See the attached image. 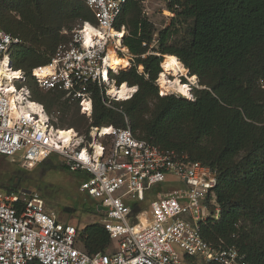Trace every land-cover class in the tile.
<instances>
[{"label":"trees","instance_id":"trees-1","mask_svg":"<svg viewBox=\"0 0 264 264\" xmlns=\"http://www.w3.org/2000/svg\"><path fill=\"white\" fill-rule=\"evenodd\" d=\"M166 2L174 16L160 28L141 0H129L114 24L117 30L125 26L123 45L133 63L111 77L117 86L138 87L132 97L107 105L105 89L93 85L90 119L78 101H63L64 93L43 91L29 78L30 100L43 104L49 114L59 109L57 128H75L88 136L91 126L130 125L138 138L210 165L217 173L220 215L202 223L203 235L236 245L250 264H264V0ZM84 21L97 23L80 2L0 0L1 27L22 40L10 53L13 70L48 64L58 45L70 38L62 30ZM166 55L177 56L189 77H198L193 99L162 89L163 96L159 94L157 79L165 72ZM52 156L41 164L50 163ZM59 164L66 167L64 161ZM21 169L3 173L0 188L17 190L18 185L4 181L8 176L20 179ZM80 231V245L89 253L104 252L111 244L100 221Z\"/></svg>","mask_w":264,"mask_h":264},{"label":"built area","instance_id":"built-area-1","mask_svg":"<svg viewBox=\"0 0 264 264\" xmlns=\"http://www.w3.org/2000/svg\"><path fill=\"white\" fill-rule=\"evenodd\" d=\"M72 1L85 4L97 23L84 21L72 30L63 29L70 38L58 45L49 63L19 70L21 78L13 84L35 78L42 90L62 92L78 101L80 112L91 119L93 85L105 89L107 105L119 100L107 87L117 86L111 72L119 71L107 59L110 47L117 54L125 47V26L117 30L114 24L129 0ZM166 13L174 16L170 9ZM21 41L0 25V62L12 68L10 53ZM19 90L29 101L30 90ZM39 106V111L30 107L24 112L20 100L13 103L0 85V163L6 159L33 169L52 154L61 155L70 171L88 176L79 190L107 207L101 222L112 245L104 252H87L79 245L80 229L49 211L40 194L0 188V264L33 260L42 264H184V260L186 264H250L236 245L210 241L202 233V223L220 215L217 173L210 165L138 138L130 125L91 126L89 137L76 131L66 144L56 135V120ZM169 176L184 186L151 192L153 185ZM150 194L154 197L149 209L138 208ZM131 200H136L134 206L128 204Z\"/></svg>","mask_w":264,"mask_h":264},{"label":"rangeland","instance_id":"rangeland-1","mask_svg":"<svg viewBox=\"0 0 264 264\" xmlns=\"http://www.w3.org/2000/svg\"><path fill=\"white\" fill-rule=\"evenodd\" d=\"M144 9L148 10L146 15L159 28L167 25V23L172 18L166 13V11L169 10L166 0H148L147 3L144 4ZM117 55H119V57L124 60V63L121 65L119 71L128 69L132 66L133 55L129 52V50H127L126 47H123V49L119 51ZM136 66L141 72L144 70L143 66L141 69L137 64ZM164 70L165 72H163V74L166 79L173 82L178 81L179 83L187 85L189 87V91L183 94L178 92L176 88H164L159 81V75V78L157 79V84L159 85V94L161 95L160 91L162 89L168 94H176L187 99H193L192 86H197V82L191 80L190 77L187 76L188 69L180 73H175L174 71H171L167 68H164ZM183 78H185L187 81H185ZM28 84L29 83L27 81L14 82L16 89L20 88V86L28 88ZM107 87L110 88V86ZM65 99H67L66 96H64L62 100L65 101ZM73 107L76 109V106ZM60 114L61 113L59 109L54 108L53 112L49 115L53 117L56 122H58L61 116ZM53 123L55 125V122ZM66 129L71 131L74 130L75 132L77 131L75 128ZM52 155V161L50 163H39L33 169H25L22 168L19 163H13L6 159L3 160L0 163V177H4L3 173L6 174L9 170L22 168L19 175L20 179L17 178L18 176L13 179L8 176L9 179L8 181H4V185L15 183L18 185L17 189H26L28 191L40 194L45 199L49 211H54L58 218H60L62 221L71 222L75 225L78 224L80 228H84L88 224L95 221H102L103 213L98 209L100 199L89 195L87 192H81L79 190V185L86 179V174L84 172L70 171L67 167L59 164L60 162L64 161L61 155ZM183 186L184 184L181 181L169 176L165 182L153 185L151 192L154 193L156 191L180 188ZM150 195H148L147 200L143 202L144 206H148L151 198L154 197L153 194ZM135 202L136 200H131L128 202V204L130 206H134ZM175 248L181 252L179 245L175 244ZM181 254L185 259L184 254L182 252ZM184 264H186L185 260ZM200 264L203 263L200 262Z\"/></svg>","mask_w":264,"mask_h":264},{"label":"bare ground","instance_id":"bare-ground-1","mask_svg":"<svg viewBox=\"0 0 264 264\" xmlns=\"http://www.w3.org/2000/svg\"><path fill=\"white\" fill-rule=\"evenodd\" d=\"M87 29L89 30V27H87ZM107 60L111 67L116 71H119L121 65L124 63V60L121 59L119 55H117L112 47H110ZM163 68H167L171 71H174L175 73H180L187 70L183 63L175 55H166V63ZM17 78H21V72H19V70H13L8 62H0V85L8 90L13 103H16L18 102V100H20L23 105V110L26 113L30 111V107L33 110H41L42 108L41 106H39V104H37V102H33L32 100H23V95H25V92H20V90L16 89L13 84V81ZM190 79L196 81L195 76L190 77ZM159 81L164 88H176L178 92L183 94L189 91V87L187 85L179 83L178 81L173 82L166 79L163 72L160 74ZM136 90V86L131 87L127 83H123L120 86L112 85L110 87V94L121 100L131 97L136 92ZM58 130L59 131L56 132V135L58 136V138L63 139L66 144L72 139L73 136H75L74 130L71 131L68 129L60 128Z\"/></svg>","mask_w":264,"mask_h":264},{"label":"crops","instance_id":"crops-1","mask_svg":"<svg viewBox=\"0 0 264 264\" xmlns=\"http://www.w3.org/2000/svg\"><path fill=\"white\" fill-rule=\"evenodd\" d=\"M43 91H45V90H43ZM32 101H33V100H32ZM33 102H36V101H33ZM37 103H39V102H37ZM39 104H41V103H39ZM42 105H43V104H42ZM43 106H44V105H43ZM44 108H45V107H44ZM45 110H46V109H45ZM46 112H47V111H46ZM63 160H64V159H63ZM64 163H65V160H64ZM65 165H66V163H65ZM66 167H67V166H66ZM86 176H87V175H86ZM161 183H162V182H161ZM159 184H160V183H159ZM150 196H151V195H150ZM147 198H148V196H147ZM151 199H152V198H151ZM146 200H147V199H146ZM146 200H145V201H146ZM145 201H144V202H145ZM99 205H101V204H99ZM138 208H140V209H142V210H148V209H149V205H148V206H144V204H143V202H142L141 204H138ZM100 211L103 213L102 210H100ZM59 219H60V218H59ZM60 220H61V219H60ZM61 221H62V220H61ZM63 222H65V223H71V222H67V221H63ZM100 222H101V221H100ZM71 224H73V223H71ZM74 225H75V224H74ZM76 225H77V227H78L79 229H83V228H80L78 224H76ZM79 245H80V242H79ZM111 245H112V240H111V244H110V246H111ZM110 246H109V247H110ZM80 247H81L82 249H84L83 246L80 245ZM109 247H108V248H109ZM108 248H107V249H108Z\"/></svg>","mask_w":264,"mask_h":264},{"label":"water","instance_id":"water-1","mask_svg":"<svg viewBox=\"0 0 264 264\" xmlns=\"http://www.w3.org/2000/svg\"><path fill=\"white\" fill-rule=\"evenodd\" d=\"M144 69V68H143ZM189 73H190V71L189 70H187V76H189ZM192 77V76H191ZM195 79H196V82H197V86H198V77L195 75ZM137 89H138V87H137ZM98 209L99 210H102V211H106L107 210V207H105V206H102V205H98Z\"/></svg>","mask_w":264,"mask_h":264}]
</instances>
